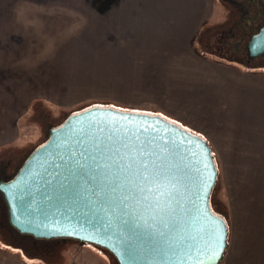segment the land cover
<instances>
[{"label": "water", "instance_id": "water-1", "mask_svg": "<svg viewBox=\"0 0 264 264\" xmlns=\"http://www.w3.org/2000/svg\"><path fill=\"white\" fill-rule=\"evenodd\" d=\"M248 51L264 55V27ZM218 175L205 137L159 114L90 106L51 129L0 192L24 235L93 244L119 264H207L213 251L220 264L230 227L212 208Z\"/></svg>", "mask_w": 264, "mask_h": 264}, {"label": "crops", "instance_id": "crops-1", "mask_svg": "<svg viewBox=\"0 0 264 264\" xmlns=\"http://www.w3.org/2000/svg\"><path fill=\"white\" fill-rule=\"evenodd\" d=\"M209 9L207 0H0V89L14 90L17 85L34 94L36 88L77 81L86 73H121L134 70L136 64H147L138 69L142 72L159 70L151 68L157 63L175 73L192 66L208 71L206 61L193 52L192 40L207 23ZM78 43L88 52H79ZM70 44L77 50L71 52ZM134 50L138 56L145 51L146 59L128 60ZM217 61L214 71L222 80L213 76L199 85L204 90L207 85L206 101L217 114L214 134L228 138L232 167L243 169L248 184L242 196L247 208L239 216L246 215L242 225L233 217L234 235L243 232L237 234L241 247L227 261L264 264V83H257L252 72H247L254 74L249 78L239 66ZM7 92L0 95L2 138L16 125L17 114L25 111L9 105L12 98ZM189 127L221 151V144L207 138L209 134ZM231 234L233 238L230 224L229 243Z\"/></svg>", "mask_w": 264, "mask_h": 264}, {"label": "rangeland", "instance_id": "rangeland-1", "mask_svg": "<svg viewBox=\"0 0 264 264\" xmlns=\"http://www.w3.org/2000/svg\"><path fill=\"white\" fill-rule=\"evenodd\" d=\"M207 5L210 8V15L208 14L207 23L202 29L197 30L192 40V50L196 56L206 61V69L213 75L202 68L199 70L197 67L200 66H197V69L192 66L189 71L175 73L164 71L162 67L167 66L157 63L151 68L159 70L142 72L138 69L145 68L147 64H136L137 71L131 68L134 70L121 73L118 71H107L105 74L102 72L86 73L87 75L83 74V78L77 81L65 83L61 81L60 86L52 84L42 89L36 88L34 94L30 89L20 88L17 85L14 90H7L8 92L0 89V95L7 92L10 99L12 98L9 103L12 108L23 107V110L25 109L24 113L17 114L16 125L10 128V131H5L4 138L0 137V182L11 180L29 155L46 142L49 130L63 124L68 116L75 112L90 106L111 105L119 109L158 113L186 129L190 126L192 130L209 134L207 138L212 141L215 139V142L221 144L219 147L222 148L221 151L212 145L216 150L213 149L220 166L218 182L213 190L211 201L216 212L225 216L229 227L230 224L232 227L233 238L231 234L230 243L220 263L230 264L231 262L229 263L227 259L238 254L241 245L240 241L237 243V237L243 233L241 231L237 233L238 236L234 235L233 217L235 220L238 218L239 224L242 225L241 221L246 215L240 217L241 219L239 216L247 208L245 198L242 196L247 192L248 184L245 183V178H242L243 169L232 167L230 146L227 144L228 138L224 139L221 134V136L214 134L217 114L206 101L207 85L205 90L204 86L200 85L202 81L207 84L213 76L216 77L215 80H222L220 73L214 71V67H217L216 64L219 62L217 60L220 59L236 67L239 66L246 71L245 73H254L255 81L260 84L264 83V55L254 59H247V57L245 59L242 55L236 54L231 46V41L240 40L243 26L249 27L250 18L248 17H252L254 12L250 0H207ZM248 10L250 15L246 14L245 17L240 15V12ZM229 30L234 34V37L228 39L230 47L227 44L225 46L226 42L220 41L222 37L220 35ZM80 44L78 43L77 47L79 52H88L87 48ZM232 45L234 46L233 43ZM239 47L241 48V45ZM77 49L76 46L74 49L71 46L70 51L74 52ZM92 49H95L94 52L99 50V48ZM133 53L134 56H128V60H133L135 57L146 59L143 50L140 51L139 56L138 51L134 50ZM153 57H155L153 60L157 62L156 55ZM87 58L89 59L85 56V59ZM110 58L114 59V57ZM249 74L245 76L249 78L254 76V74ZM144 77L150 80H144ZM192 77L193 80H191ZM175 78L180 80H174ZM59 79L57 83L60 82ZM194 92L197 96H194ZM3 118L0 116L1 121ZM4 130L5 128L1 133ZM0 264L119 263L111 252L93 244H81L69 238L37 241L28 235L19 233L10 224L8 206L0 192Z\"/></svg>", "mask_w": 264, "mask_h": 264}, {"label": "flooded vegetation", "instance_id": "flooded-vegetation-1", "mask_svg": "<svg viewBox=\"0 0 264 264\" xmlns=\"http://www.w3.org/2000/svg\"><path fill=\"white\" fill-rule=\"evenodd\" d=\"M252 6H253V14L252 17H248L249 19V27L243 26L242 30V36L240 37V40H236L235 42L231 41L234 46L231 43L232 48H234L235 53L238 55H242L245 59H254L249 57V51H248V44L251 41L252 37L260 32V30L264 27V0H250ZM240 10V9H239ZM238 10V11H239ZM249 13L248 11L240 12L241 16H246V14ZM239 15V16H240ZM250 15V14H248ZM220 36L221 42H226V44L229 46V38L234 37V34L232 31L223 32ZM241 45V48L239 47ZM230 47V46H229ZM243 51V52H242ZM233 53V55L235 54ZM235 54V55H236ZM240 58V57H239Z\"/></svg>", "mask_w": 264, "mask_h": 264}, {"label": "snow or ice", "instance_id": "snow-or-ice-1", "mask_svg": "<svg viewBox=\"0 0 264 264\" xmlns=\"http://www.w3.org/2000/svg\"><path fill=\"white\" fill-rule=\"evenodd\" d=\"M225 239H226L225 237H219V245L218 246H219V249L221 252L223 251V244L225 242ZM215 259H218V256L216 255L215 251H213L209 257L207 264H213V261ZM200 264H205V262L200 261Z\"/></svg>", "mask_w": 264, "mask_h": 264}, {"label": "trees", "instance_id": "trees-1", "mask_svg": "<svg viewBox=\"0 0 264 264\" xmlns=\"http://www.w3.org/2000/svg\"><path fill=\"white\" fill-rule=\"evenodd\" d=\"M105 106H111V105H105ZM83 110H85V109H83ZM52 129V128H51ZM50 129V130H51ZM49 130V131H50ZM211 203H212V201H211ZM212 208H213V206H212ZM213 211L216 213V214H218V215H220V216H222V217H224L225 219H226V221L228 222V220H227V218L225 217V216H223L222 214H220L219 212H216V210L213 208ZM228 225H229V223H228ZM14 228V227H13ZM15 229V228H14ZM16 230V229H15ZM17 231V230H16ZM28 236H30V235H28ZM33 240L35 239V240H37V241H48L47 239H38V238H35V237H33V236H30ZM57 239H63V238H57ZM53 240H56V239H53Z\"/></svg>", "mask_w": 264, "mask_h": 264}]
</instances>
